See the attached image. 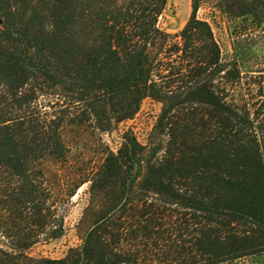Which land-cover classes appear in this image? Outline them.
Listing matches in <instances>:
<instances>
[{"label":"trees","instance_id":"1","mask_svg":"<svg viewBox=\"0 0 264 264\" xmlns=\"http://www.w3.org/2000/svg\"><path fill=\"white\" fill-rule=\"evenodd\" d=\"M167 2L0 0V168L15 180L0 190V264H220L264 253V78L223 59L197 16L208 0H191L174 34L159 24ZM214 7L244 29L264 23V0ZM145 98L161 105L148 142L126 130L111 149L102 134ZM86 183L80 243L61 258L28 256L38 238L64 234Z\"/></svg>","mask_w":264,"mask_h":264},{"label":"rangeland","instance_id":"2","mask_svg":"<svg viewBox=\"0 0 264 264\" xmlns=\"http://www.w3.org/2000/svg\"><path fill=\"white\" fill-rule=\"evenodd\" d=\"M217 0L202 2L197 11V16L206 19L217 39L223 59L230 60L233 57L239 58L243 73L260 75L264 78V23L260 26L257 21L247 22L249 29L239 24L231 23L227 15L214 7ZM191 11V0H168L166 9L159 19V24L165 31L177 33L185 24ZM235 47L244 51L243 55L235 54ZM250 77V75H248ZM160 103L152 98H145L140 105L138 112L131 119L119 123L117 129L110 133H103V140L113 150H116L121 141V134L130 130L141 144L148 142L149 135L156 118L160 112ZM96 140L97 138L94 137ZM88 147L96 150L95 141L91 138ZM93 145V146H90ZM10 176L0 168V190L8 186ZM15 180L11 184H15ZM88 200V184L82 185L71 198L64 224L65 232L58 238L40 237L38 241L25 250V253L33 258H61L70 247L80 243L76 231V225L81 216L82 210ZM1 206V204H0ZM1 209V208H0ZM1 216V210H0ZM8 221V220H7ZM4 225V223H3ZM0 227V247L7 249L8 239L3 235ZM220 264H264V253L256 256L244 257L231 262Z\"/></svg>","mask_w":264,"mask_h":264}]
</instances>
